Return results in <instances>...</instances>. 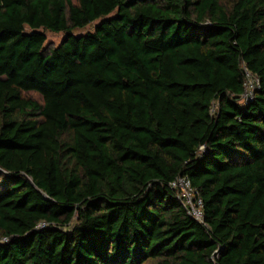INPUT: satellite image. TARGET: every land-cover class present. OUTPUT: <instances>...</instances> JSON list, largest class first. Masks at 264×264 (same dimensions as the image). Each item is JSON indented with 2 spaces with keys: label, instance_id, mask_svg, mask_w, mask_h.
Segmentation results:
<instances>
[{
  "label": "trees",
  "instance_id": "16d2710c",
  "mask_svg": "<svg viewBox=\"0 0 264 264\" xmlns=\"http://www.w3.org/2000/svg\"><path fill=\"white\" fill-rule=\"evenodd\" d=\"M0 264H264V0H0Z\"/></svg>",
  "mask_w": 264,
  "mask_h": 264
},
{
  "label": "built area",
  "instance_id": "2783aa9c",
  "mask_svg": "<svg viewBox=\"0 0 264 264\" xmlns=\"http://www.w3.org/2000/svg\"><path fill=\"white\" fill-rule=\"evenodd\" d=\"M246 91L243 97L246 100L253 99L256 87L259 85V79L250 72H247ZM174 189L179 190V198L182 200L189 215L194 217L200 223H204V202L198 195L197 189L192 185L188 176H179L171 182Z\"/></svg>",
  "mask_w": 264,
  "mask_h": 264
},
{
  "label": "rangeland",
  "instance_id": "374dc122",
  "mask_svg": "<svg viewBox=\"0 0 264 264\" xmlns=\"http://www.w3.org/2000/svg\"><path fill=\"white\" fill-rule=\"evenodd\" d=\"M97 22H98V20L95 21V22H93V23H91V24H89L85 28L77 29L75 31V33L76 34H80V33L83 34V33H86L87 31L94 30L95 25H96ZM45 34H46V43H45V46L47 48H51L53 46L58 45L62 41V39L64 37V32L55 33V32H51L49 30H45ZM27 95L28 96H31V97H34L36 99H40L39 95L37 93H35V92H29V93H27Z\"/></svg>",
  "mask_w": 264,
  "mask_h": 264
}]
</instances>
